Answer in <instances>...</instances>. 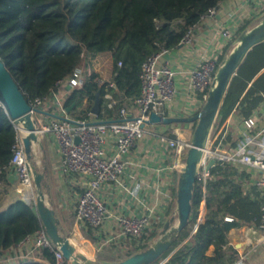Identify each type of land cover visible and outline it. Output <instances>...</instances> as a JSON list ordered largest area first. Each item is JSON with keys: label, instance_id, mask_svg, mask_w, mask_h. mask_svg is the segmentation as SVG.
Returning a JSON list of instances; mask_svg holds the SVG:
<instances>
[{"label": "trees", "instance_id": "obj_1", "mask_svg": "<svg viewBox=\"0 0 264 264\" xmlns=\"http://www.w3.org/2000/svg\"><path fill=\"white\" fill-rule=\"evenodd\" d=\"M224 1L0 0V59L25 100L32 104L45 98L58 80L76 72L85 59L109 52L110 79L115 88L106 90V82L98 83L99 75L92 73L67 100V107L73 104L70 116L80 107L84 108V114L71 117L84 119L99 92L96 118L104 119V111L111 115L118 108V105L109 107L107 94L119 102L138 95L142 62L161 51L177 49L185 33L198 25L209 9L218 8ZM248 28L245 26L241 33ZM232 45L219 58L218 66ZM263 98L264 42L240 66L223 100L216 126L233 112L248 118ZM15 135L16 128L0 105V176L4 178L7 171L2 168L12 158ZM168 138L174 136L168 134ZM32 162L37 167L33 157ZM250 178L247 166L216 161L204 189L196 181L193 191L191 216L204 203L201 222L194 232L195 220L189 222L173 245L180 246L162 264H232L238 253L229 243L230 231L259 223L263 201L255 187H246ZM175 204L176 189L168 209L175 208ZM40 227L35 207L17 199L0 212V255ZM83 235L94 240L85 230ZM158 235L159 232H148L139 245L135 241L128 244L132 252L126 258L148 248ZM39 249L49 264L55 263L50 249ZM18 264L42 263L29 259Z\"/></svg>", "mask_w": 264, "mask_h": 264}, {"label": "built area", "instance_id": "obj_2", "mask_svg": "<svg viewBox=\"0 0 264 264\" xmlns=\"http://www.w3.org/2000/svg\"><path fill=\"white\" fill-rule=\"evenodd\" d=\"M215 12V8L209 9L203 17L213 16ZM220 34L228 41L232 38V31L228 28H220ZM193 38L194 27L185 33L181 44L191 45ZM161 52L147 57L142 62L139 71L140 92L138 95L119 102L107 94L109 107L119 105L115 119H97L91 111L87 112L84 119H72L68 117L66 110L67 100L73 92L82 88L85 79L95 73L101 65L103 57L100 58V54L85 59L76 72L58 80L45 98L36 99L30 104L31 118L40 129V135L50 133L58 145L63 172L81 178V191L74 203L75 222L95 230L108 232L115 230L129 242L135 241L136 245L143 242V237L151 228V214L110 211L100 191L103 186L120 183L129 164L128 155L143 139L144 126L150 115L154 113L160 118H168L167 108L175 98L177 89L175 71L167 61H159ZM217 63L216 58H203L187 76L188 90L200 95L203 101L206 100L213 85L218 69ZM104 81L107 84L106 90L115 88L111 79L99 77L98 83ZM49 113L54 114L50 120L46 116ZM12 122L16 128L11 149L12 158L2 169L14 174L17 181L15 191L20 199L35 207L37 192L23 145V137L26 133L14 121ZM243 125L245 141L236 152L222 153L217 146L208 150L207 145L206 160L199 169L196 181H198L197 186H202L204 189L209 174L204 170V166L209 158H215L216 161L226 164L239 162L256 171L254 181L247 188L254 186L263 201L260 207L259 223L242 227L247 231L242 239L247 247H251L254 244L253 236L256 238L255 244L264 241V155H252L247 148L250 145L264 147L261 141L264 135V98L258 109L248 118L243 119ZM174 131L177 133L176 129ZM76 138L79 139L78 142L75 141ZM161 141L175 150L178 159L172 168H179L181 171L184 163H180L179 157L186 155L190 142L166 138H162ZM194 230L195 226L192 232ZM20 243L36 248H48L54 255V264H70L64 259L59 248L48 239L42 225L32 236L26 237ZM229 243L231 244L230 241ZM234 248L238 257L232 264H246L247 255L244 248ZM166 259L165 255L154 264H162Z\"/></svg>", "mask_w": 264, "mask_h": 264}, {"label": "crops", "instance_id": "obj_3", "mask_svg": "<svg viewBox=\"0 0 264 264\" xmlns=\"http://www.w3.org/2000/svg\"><path fill=\"white\" fill-rule=\"evenodd\" d=\"M263 8L264 0H226L216 8L213 16L201 18L200 23L194 27V38L191 45L180 44L177 49L161 52L159 61H167L175 71L177 89L175 98L167 108L168 118H191L199 112L204 101L200 95L188 90L186 80L189 72L203 58L213 57L219 60L228 49L229 44L235 43L236 38L241 34V30L245 26H250L253 18ZM220 28H228L232 31L231 40L228 41L221 36ZM101 57H103L101 65L95 73L108 80L112 72L111 54L109 52L102 53L100 54ZM118 108L111 115L104 111V119H115ZM69 113L70 111L67 112L68 117L72 118ZM46 116L50 120L54 114L49 113ZM95 118L92 119L95 120ZM243 119L245 118L233 112L218 127L216 121L208 142V150L217 146L222 153L236 152L245 141ZM193 127V122L145 124L144 137L128 155L129 164L120 183L101 188L100 194L109 210L129 214L149 212L151 214V228L148 232L150 233L159 232L160 234L166 223L176 220L175 208L171 207L170 210L168 208L180 173L179 168H172L178 158L175 150L168 147L161 139H169L168 134H172L174 136L172 139L190 142ZM174 129L177 130L178 134ZM40 136L42 145H33L32 153L36 158L35 163L39 172L45 174V202L54 209L57 218H59V228L62 232L67 231L70 234L74 232L75 235L78 234L77 238L80 237L78 238L79 242L74 244L75 237H72L73 235L68 236L71 243L91 259H94L96 255L93 244L100 243V241L103 242V245L112 241L124 245L130 244L131 242H126L128 240L121 237L115 230L111 232L95 230L75 222L74 203L81 191V178L63 172L58 145L53 136L50 133H44ZM261 141L264 144V135ZM247 151L252 155H264V147L250 145ZM184 157H179L182 164ZM248 169H250L251 178L246 187L254 181L256 176V171L253 168L247 167ZM16 184L17 181L13 173L7 172L5 178L0 176V212L20 198L15 191ZM204 212L205 206L202 203L195 213V229L197 224L201 222ZM83 230L94 240L85 237ZM246 233L247 231L242 227L235 228L230 231L228 239L233 247L244 248L247 255L246 264H250V253L258 244H255L256 238L253 236L254 244L247 247L242 239ZM87 245L91 247H85ZM179 246L178 243L176 248ZM29 259L39 261L42 264H49L42 257L39 248L22 243L2 253L0 264H18Z\"/></svg>", "mask_w": 264, "mask_h": 264}, {"label": "water", "instance_id": "obj_4", "mask_svg": "<svg viewBox=\"0 0 264 264\" xmlns=\"http://www.w3.org/2000/svg\"><path fill=\"white\" fill-rule=\"evenodd\" d=\"M263 42L264 20L257 27L244 30L236 38V47L229 51L219 65L207 98L204 101L202 108L195 116L191 118H160L154 113L150 115L146 124H172L178 122L194 123L190 147L186 152L184 166L179 173L176 186L175 214L179 220L177 224H175L174 220L166 223L165 228L160 232L157 239L145 250L134 253L120 261L101 263H97L93 259L78 252L75 246L69 242L68 238L64 234H61L59 220L56 213L54 209L48 206L45 202V174L39 172L32 162L33 145H42L40 141V129L31 118L30 111L32 107L25 100L11 73L0 59V105L9 115L10 119L14 121L17 126H20L26 133L23 137V145L37 192L35 210L40 218L41 225L43 226L48 239L54 246L59 248L67 262L70 264H154L165 255L168 258L177 249L176 247H173V245L175 241L178 240L182 231L189 224L197 174L203 162L206 160L205 152L223 100L231 82L237 75V72L247 55L256 46ZM215 80H217L216 84ZM99 106V92H97L91 108V112L95 116L99 113ZM72 107L73 104L66 109L67 112H69ZM75 141L78 142L79 139L76 138ZM215 162V158H209L206 161L204 170L209 172ZM167 252L169 253L166 254Z\"/></svg>", "mask_w": 264, "mask_h": 264}, {"label": "rangeland", "instance_id": "obj_5", "mask_svg": "<svg viewBox=\"0 0 264 264\" xmlns=\"http://www.w3.org/2000/svg\"><path fill=\"white\" fill-rule=\"evenodd\" d=\"M254 18L252 20L253 21L252 24L249 26L248 29H252V28L257 27L264 20V8H263V10L261 9L259 14H257ZM236 45H237V43H234L232 45L231 50L233 48H235ZM76 114L77 115L84 114V108H80V107L76 108L73 112V115H76ZM73 115H71V116H73ZM216 121H217V119H216ZM193 129H194V127H193ZM193 129L191 130V132H193ZM211 134H212V131H211ZM191 136H192V133H191ZM214 147H216V146H213V148ZM33 158H34V160H36L34 155H33ZM195 215L196 214H193V216L190 217L189 222H192L193 220H195V217H196ZM174 221L176 224V220H174ZM81 225L86 226L85 224H81ZM63 234L66 237L73 235L72 237L76 238V239L74 238V240H73L74 244L76 242H79L78 238H80V237L77 238L78 234L75 235L74 232H71V234H70V232H67V231L66 232L64 231ZM126 242H129V241H126ZM93 246L96 249V255L94 256L93 260L97 263L120 261V260L125 259L126 256L132 252V250H130L128 245H124V244L118 243L116 241L105 243V245H103V242L100 241V243L98 242L97 244H93ZM85 247H91V246L87 245ZM249 263L250 264H264V241L259 243L258 245H256L255 248L253 249V251L250 253Z\"/></svg>", "mask_w": 264, "mask_h": 264}, {"label": "bare ground", "instance_id": "obj_6", "mask_svg": "<svg viewBox=\"0 0 264 264\" xmlns=\"http://www.w3.org/2000/svg\"><path fill=\"white\" fill-rule=\"evenodd\" d=\"M217 83V80H215V84ZM205 154H207V151L205 152ZM207 156V155H206ZM178 220H179V218L178 217H176V224H177V222H178ZM68 238V237H67ZM68 240H69V242L71 243V241H70V239L68 238ZM72 244V243H71ZM74 245V244H73ZM75 246V245H74ZM75 248L77 249V247L75 246ZM77 251L78 252H80L78 249H77ZM80 253H82V252H80ZM83 254V253H82ZM85 255V254H84ZM87 257V256H86ZM91 259V258H90Z\"/></svg>", "mask_w": 264, "mask_h": 264}]
</instances>
